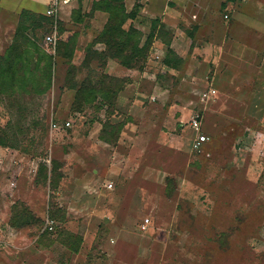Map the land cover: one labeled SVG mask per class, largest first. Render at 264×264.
I'll use <instances>...</instances> for the list:
<instances>
[{"label": "rangeland", "instance_id": "1", "mask_svg": "<svg viewBox=\"0 0 264 264\" xmlns=\"http://www.w3.org/2000/svg\"><path fill=\"white\" fill-rule=\"evenodd\" d=\"M96 1L62 4L49 15L55 0H1L14 10L44 9L34 12L53 25L25 31L26 76L0 90V264H264V101H252L260 79L249 87L245 78L263 75L264 39L254 47L244 34L264 24L232 27L253 12L242 1L227 9L225 0L181 7L151 0L140 20L144 0H125L128 11L140 6L125 28L132 23L143 42L154 32L147 60L142 69L114 58L101 67L95 52L106 46L93 42L108 13L93 9ZM257 6L262 16L264 1ZM19 23L20 13L0 11V55ZM232 29L243 32V45ZM48 63L51 87L42 93ZM104 74L124 80L115 107L99 93L76 109L81 82L103 85ZM197 113L210 137L202 153L186 123ZM44 163L48 173L38 176ZM52 165L60 179H51ZM52 217L58 225L49 231Z\"/></svg>", "mask_w": 264, "mask_h": 264}, {"label": "trees", "instance_id": "2", "mask_svg": "<svg viewBox=\"0 0 264 264\" xmlns=\"http://www.w3.org/2000/svg\"><path fill=\"white\" fill-rule=\"evenodd\" d=\"M93 5V9L95 8V10H103L108 13V21L103 31L96 37L93 42V44L97 42L104 43L106 46V49L103 52H95L96 58H98L101 62L100 66L103 67L104 65H106V62L109 58H114L118 59L120 63L127 68L137 67L142 69L144 67V62L147 60L150 46L153 42L154 32H151L149 37L143 42L142 32L132 23L129 28H125V24L128 22V20H134L138 16V8L140 6H135L131 11H128L125 6V0H97ZM80 7L81 6H79V9ZM79 9L77 10L79 11ZM26 21L30 22V26H26ZM43 22H46L49 27H51V25H53V18L42 13L37 14L30 9H23L21 11L20 23L16 29L14 41L8 48L6 53L4 55H0V90H2L5 82H10L11 85H15V83L19 81L22 75L26 76L24 73H26L28 70L30 60L32 59V52L28 48H25L26 43L30 44V39L25 34V31L31 28V26L42 25ZM50 29L51 28H49V30ZM58 33V30H56L57 35ZM60 43L62 44V42ZM169 52L173 54L172 50H170ZM102 61H104V63ZM165 63L168 66L175 65V62H173L170 57L166 58ZM40 65L41 64H38V67L36 69H39ZM41 70L46 74L45 79L47 80L46 83L45 81L42 83H40L41 81L39 82V85L41 87L40 92L43 93L49 90L51 87V63H48V65ZM29 72L31 73V76L35 74V70ZM104 78L105 80H101V83H103V85L93 83V80L90 77L85 78L81 82L76 91V109H83L84 106L94 103V101L97 100L99 93L101 94L102 101H106L108 103L109 110L110 108L115 107V99L119 91L121 90V84L122 82H124V80L111 77L107 74L103 75V79ZM106 80L111 82L114 81V83H106ZM104 83L108 85H104ZM121 126L122 124L119 125L120 128ZM113 135L114 134H111L110 136L113 137ZM103 137L104 139L109 140V136H106V134L104 133ZM0 142L5 143L2 133H0ZM207 143L205 144V147ZM47 173L48 165L45 163L40 164L38 176H45L47 175ZM61 176L62 175L58 172V167L52 165L50 169L51 179H60ZM53 214H55V212ZM52 219L57 222L56 218L52 217ZM75 239L77 243H80L82 241V238L80 237H75ZM77 249H79L78 246L75 248V250L78 251Z\"/></svg>", "mask_w": 264, "mask_h": 264}, {"label": "crops", "instance_id": "3", "mask_svg": "<svg viewBox=\"0 0 264 264\" xmlns=\"http://www.w3.org/2000/svg\"><path fill=\"white\" fill-rule=\"evenodd\" d=\"M75 1H77V0H68L67 1V3H63V0H60V4L62 5V4H66V5H68V4H72V3H74ZM149 1H151V0H144L143 2H142V5H143V10H142V12H141V15L142 16H140L139 17V19L140 20H142V19H147L146 17H147V15H148V13L149 12H152V10H151V8H153L154 6L153 5H151L150 3H149ZM154 1H156V0H154ZM168 1H171V4L173 5H177L178 7H181V5L183 4V2H185V0H168ZM235 1H238V2H241V1H239V0H225V5H227V9H229V8H231V7H233L232 5H233V2H235ZM253 1V0H252ZM252 1H247V2H241L242 4H243V6H241V7H245L246 8V10H248V9H251L252 7V9H253V12L251 13V14H249V15H243V16H241V17H236V19L237 20H235V22L233 23V26L232 27H234V25L236 24L237 25V23H240V22H253V23H262V24H264V14L262 15V16H259V15H257V14H255V12H258V2L259 3H261V2H263L264 0H258V2H257V5H255V4H253V3H251ZM2 3H1V0H0V5H1ZM63 6V5H62ZM23 9H28V8H22V9H19V10H14V9H11V8H9V7H5L4 5H1L0 6V11L1 12H11V13H21V11L23 10ZM169 9H172V8H169ZM30 10H33V11H43L44 9H42V10H37V9H30ZM154 12V11H153ZM168 14H169V12H168ZM225 14H227V15H229V13H225ZM225 16V15H224ZM227 19H229V16L227 17ZM165 21V20H164ZM135 23L137 22L136 21V19H135V21H134ZM3 24V23H2ZM6 24V23H5ZM179 33V32H178ZM243 32L242 31H239V30H237V29H232L231 30V37H233V38H235V41L236 42H238V44L237 45H243L242 43H240L241 41H238V40H240V38H241V34H242ZM181 34H184V33H181ZM244 34H245V39L247 40H250V39H252V40H256L255 42H254V47H256L257 46V44H258V41L257 40H260V39H264V30H260V31H250V30H247L246 32H244ZM179 35V34H178ZM176 41H177V39H176ZM245 47H247L248 48V44L246 43L245 44ZM262 66L259 68L260 70V72H263V75L262 76H259V75H257V74H255V73H257V72H255V73H252L251 75H250V77L248 78V76L246 75L245 76V78H247L246 80L248 81V79H250L249 80V82L246 84V86H249V87H254V80L255 79H260V87H258L259 89H256L255 91H254V93H252V101H256L257 100V98H260L261 100H263L264 101V47H263V55H262ZM247 67H245L244 69H245V71L246 72H249V70L248 69H246ZM236 69H237V71H241L243 68L242 67H236ZM236 79H239V80H241L242 78L240 77V75H238L237 76V78ZM251 79H252V82H251Z\"/></svg>", "mask_w": 264, "mask_h": 264}, {"label": "built area", "instance_id": "4", "mask_svg": "<svg viewBox=\"0 0 264 264\" xmlns=\"http://www.w3.org/2000/svg\"><path fill=\"white\" fill-rule=\"evenodd\" d=\"M68 0H63V3H67ZM242 2H247L250 0H239ZM60 0H55V7L53 9H48L47 10V14L51 15L55 12V9L57 6H60ZM229 15L225 14V17L227 18ZM209 98V97H208ZM206 98V96L203 97V100L208 99ZM186 123L188 124V127L195 132V137L193 139V143H192V148L193 150H195L196 152L202 153L205 149V144L207 142L210 141V137L209 135H207L204 131H203V124H202V117L200 116V114H195L194 116H192L188 121H186ZM184 125V124H183ZM54 128H58V124L54 123L53 124ZM65 127H69L71 126V121L67 120L64 123ZM60 128V127H59ZM109 187H112L113 185L110 183L109 185H107ZM149 223V219H146L143 227H146ZM57 226V222L52 219V218H48L46 220V229L49 231H54V229Z\"/></svg>", "mask_w": 264, "mask_h": 264}]
</instances>
